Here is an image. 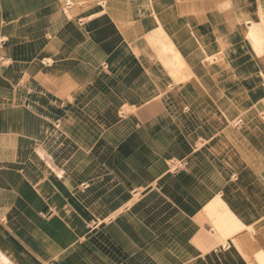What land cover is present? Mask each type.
Wrapping results in <instances>:
<instances>
[{"label":"crops","instance_id":"crops-1","mask_svg":"<svg viewBox=\"0 0 264 264\" xmlns=\"http://www.w3.org/2000/svg\"><path fill=\"white\" fill-rule=\"evenodd\" d=\"M148 1L0 0V264H264V113L135 55ZM176 2L197 28L219 1ZM216 199L246 226L223 245Z\"/></svg>","mask_w":264,"mask_h":264},{"label":"bare ground","instance_id":"bare-ground-1","mask_svg":"<svg viewBox=\"0 0 264 264\" xmlns=\"http://www.w3.org/2000/svg\"><path fill=\"white\" fill-rule=\"evenodd\" d=\"M171 1H172V3H169L168 5L166 4L165 9L163 7L164 6L163 4L160 3L161 6L159 4L155 5L153 0H149L148 1L149 4L146 5V6L151 5V7H149V9H147V11H145V13L148 12L149 14H145V13L144 14H145V16H147L149 18H153V24L151 27V31H152V35L154 38H148V34H147L148 32H146L142 27H139L138 29L131 31V32H128L127 30H125L124 33L127 32L128 34H126V35L124 34V36H122V38L126 39L125 40L127 43L126 46L129 47L130 43H131L130 37L132 35L133 36H135V35L139 36V34H141V33L145 35V39L142 40L141 42H139L137 45H134V47H133V51H134L135 55L137 54V56H139V57L142 54H145V50L143 51L144 46H147L148 49L158 48L161 51H164L166 56L162 57V58H157L156 60H159V63L166 70L167 77L170 79V81L176 82V83L185 82L187 84H191V82H195V81H201L202 80L201 76L198 75L196 70H195L194 60H190L187 57L186 58L182 57L181 54H183V51H185V49H187L188 46L192 47L193 51L198 56L205 58V60L208 63L207 64V67H208L210 64H213V63H216L217 66L218 65L221 66V64L223 63V49L219 45L217 46L216 49L215 48L213 49L207 45L201 44L202 42L201 43L198 42L199 41L198 39L200 36H198L197 33L193 32V30L191 29V26L185 25V23H182V22L178 23L179 18H183V17H181L180 9L175 7L177 0H171ZM231 1H232V3H230V4H232V8L235 11V16L237 18V22L239 23L240 33L245 35L246 39L251 43L253 48L258 52V54L260 55V58H261L260 62H262L263 66H264V47H261V45H260V41H264V34L262 36L259 33L260 28L264 27V0H259V3H260L259 7L254 9V11H251L250 9H248L244 5L243 0H231ZM193 11H194V9H193ZM107 12L113 16V12H111L109 9L105 11V13H107ZM139 14H140V12H139ZM160 15L162 16V18L159 17ZM245 27H246V29H245ZM186 52H187V50H186ZM246 56L247 55H245L244 57H246ZM190 58H192V57L190 56ZM43 62L45 64H50L53 61L52 60H44ZM211 66L209 68H211ZM213 67H216V66H213ZM254 79H257V78H254ZM185 93H186V91H185ZM251 98H252L251 100L253 101V104L249 108L239 104L238 102L233 101L232 99L231 100H228V99L224 100L221 103V105L219 106V108L223 113L226 114V116H228V115L232 116L234 114V116L240 117V116H242V114H244V116H248L249 114H256V113H262L263 114L264 113V98H262L260 100L259 95H257V94H253L251 96ZM122 115H125V113H123ZM263 118H264V115H263ZM229 122H230V120H229ZM240 122H241V119H240ZM232 123L234 124V122H232ZM55 170H56V168H55ZM130 203H133V202H130ZM245 227L246 226L243 227L242 225H240L235 231L221 232V230L218 229L217 226L215 225L216 233L213 236H214L215 240L217 241V244L223 245V244H226L227 240L234 238L236 236V234L245 230L246 229ZM209 235L211 237V234H209ZM233 240H235V239H233ZM229 246L227 248H229ZM260 251L262 252V250H260ZM204 253H205V251H204ZM256 254H258V252ZM216 256H217V254H216ZM258 257H259V255H258Z\"/></svg>","mask_w":264,"mask_h":264},{"label":"rangeland","instance_id":"rangeland-1","mask_svg":"<svg viewBox=\"0 0 264 264\" xmlns=\"http://www.w3.org/2000/svg\"><path fill=\"white\" fill-rule=\"evenodd\" d=\"M218 1L219 2H215L213 6V9L215 10L213 13V16H214L213 23L199 22V26H197V28L194 29V27H191V29L193 30V32L197 33L198 36H200L198 39L199 40L198 42L200 43L202 42L201 44L207 45L213 49L214 48L216 49L218 45L222 47L223 63L221 64V66L219 65L217 66L216 63H213L207 67L208 63L205 60V58L198 56L193 51L192 47L188 46V48L185 49L184 52H186V50L187 52H190V51L193 52V55L191 56L192 58H190V56H187V58L190 60H194L196 72H198V70L200 69L199 66H203V65L204 66L200 70L208 72V74L206 73L207 76L212 75L211 69L209 68L211 65H212L211 67L213 66L217 67V68L214 67V69L222 70V73L214 74L215 78L220 79V83L218 85L220 86L218 87L219 90L218 89L213 90L215 98L219 99L217 100L218 102L215 103L216 107L222 101V97H224L229 100L232 99L233 101L238 102L239 104L249 108L253 104V101L251 100L252 99L251 96L253 94L259 95L260 100L264 98V93H263L264 92V66L262 62H260L261 58L258 52L253 48L251 43L246 39L245 35L240 33L239 23L237 22L235 11L232 8V4H230L232 3V1L231 0H218ZM243 2H244V5L248 9H250L251 11H254L255 8L251 6V3L248 0H243ZM218 5H219V8H217ZM181 10H182V13L184 12V15L182 18L184 20L185 18L189 16L192 17V14H194L193 9L191 8L183 9L181 7ZM142 21L143 22L141 24L135 25L136 28H139L142 25L144 26V28L147 27L149 31L150 26L152 24L151 20L149 18H145ZM259 33L260 35L263 36L264 27L260 28ZM133 43L137 44L138 42L133 41ZM260 45L261 47H264V41H260ZM245 55L247 56L244 57ZM242 57L244 58L242 59ZM197 65L199 68L197 67ZM227 66H231L234 70H236V72L233 73L230 77L228 76L226 72H223L225 70L224 68H226ZM251 71L252 72L255 71V72L251 74L250 73ZM198 75L201 76L203 81L206 80L205 78L202 77V73L200 71L198 72ZM254 78H257V79H254ZM241 82H243L244 85L247 86L246 90L243 89V87H241L242 86ZM188 108L190 109L191 106H189ZM126 110H128V108H124V111ZM214 205L215 207H214L213 215L211 216V219L213 220V223L215 225L217 224L222 229L219 227L217 228L223 232L235 231L240 226L239 222L235 218H232V216L229 215L227 212L225 215L223 213L217 212L216 209L226 208L222 204L221 201H218V199H216L214 202Z\"/></svg>","mask_w":264,"mask_h":264}]
</instances>
